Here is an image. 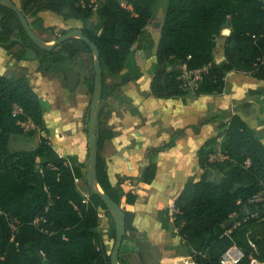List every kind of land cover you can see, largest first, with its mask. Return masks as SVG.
I'll list each match as a JSON object with an SVG mask.
<instances>
[{
    "label": "trees",
    "instance_id": "trees-1",
    "mask_svg": "<svg viewBox=\"0 0 264 264\" xmlns=\"http://www.w3.org/2000/svg\"><path fill=\"white\" fill-rule=\"evenodd\" d=\"M163 8L165 17L159 22ZM21 10L28 21L44 10L58 15L68 10L65 21H84L97 10L102 30L95 33L82 29L99 48L104 79L95 129L99 150L96 179L125 213L126 236L141 237L134 227V213L126 210L127 205L136 204L137 196L110 183L107 164L101 157L105 142L115 137L102 119L108 97L105 70L118 77L135 47L145 52L154 50L152 28L159 22L156 61L149 70L151 96L184 99L190 94L179 80L185 71L202 72L194 94L197 96L222 94L227 75L234 71L264 81V1L104 0L95 8L81 5L79 0H22ZM14 28L21 39L10 42L8 35ZM226 30L225 61L217 64L218 40ZM0 46L16 61L30 60L31 51L44 72L57 54L56 50L37 48L18 15L1 3ZM59 48L70 53L79 49L93 53L79 39ZM139 78L128 75L113 88L116 91ZM94 80L95 71L87 80L92 93ZM117 100L133 104L126 96L119 95ZM15 107L22 113L15 115ZM131 113L138 115L139 111L132 108ZM24 124H32L34 129L26 131ZM46 132L43 103L29 81L0 75V264H111L112 251H108L100 231L99 210L110 219L108 239L114 245L115 218L99 196L90 191L86 198L80 193L77 181L87 178L84 165L76 157H61L44 136ZM35 137H39V145L34 149L10 148L13 140L24 138L27 143ZM177 141L178 137L172 136L169 143L150 153V165L144 169L141 183L154 182L158 167L153 158L175 147ZM218 152L223 158L212 161V155ZM198 163L203 175L186 183L175 202L172 223L190 256L197 264H223L222 255L237 246L246 255L241 264H250L253 259L264 264V219L250 217L255 209L247 205L264 186V144L259 135L239 116H233L221 135L207 140L199 149ZM5 215L22 224L15 236ZM159 218L163 227L169 228L168 211L161 212Z\"/></svg>",
    "mask_w": 264,
    "mask_h": 264
},
{
    "label": "crops",
    "instance_id": "crops-1",
    "mask_svg": "<svg viewBox=\"0 0 264 264\" xmlns=\"http://www.w3.org/2000/svg\"><path fill=\"white\" fill-rule=\"evenodd\" d=\"M12 1L21 7L22 0ZM46 13L48 11L44 10L37 15L40 19L38 23H42L44 28L50 26L46 17L52 18ZM164 17L161 9L158 21L161 22ZM29 22L34 30L33 20ZM69 22L74 25L79 23L75 20ZM73 28L77 29L78 26ZM152 34L154 50L145 52L135 47L128 60L133 69L127 67V62L126 69L118 76L119 84L128 75L140 77L120 86L114 94L130 98L133 106L118 101L114 96H109L104 103V122L115 132V137L105 142L101 157L107 164L110 183L114 187L121 185L125 192L137 196L135 205L126 206V210L135 215L137 233L144 234L159 258L163 257L161 264H180L178 260L192 256L179 255L182 247L188 248L184 246L179 230L172 226L174 207L188 180L198 179L200 175L198 151L207 140L221 135L233 116H239L262 138L264 144V81L234 71L227 75V85L222 94H189L184 99H157L151 96L149 70L156 61L159 32L152 31ZM228 35L229 31L226 30L220 37L224 47L219 51L218 44L217 64L225 61V40ZM144 46L146 44L142 45L143 49ZM29 57L31 59L27 61H16L0 46V75L29 81L43 103L47 127L44 136L61 157H76L84 165L83 171L87 175L90 165L88 125L92 102L87 86L83 82L71 81L63 72L53 76L46 74L40 70V61L34 58V53L30 51ZM131 108L138 109L139 114L133 115ZM29 126L34 127L32 124ZM172 136L178 137L176 146L153 158L158 167L154 182L141 183L142 173L150 165V153L169 143ZM19 140L25 142L24 138ZM84 184L85 179L77 181L78 190L87 198L89 191L81 189ZM164 211H168L171 218L167 229L159 218ZM100 212L105 213L102 209ZM106 245L109 251V242L106 241Z\"/></svg>",
    "mask_w": 264,
    "mask_h": 264
},
{
    "label": "rangeland",
    "instance_id": "rangeland-1",
    "mask_svg": "<svg viewBox=\"0 0 264 264\" xmlns=\"http://www.w3.org/2000/svg\"><path fill=\"white\" fill-rule=\"evenodd\" d=\"M103 2L104 0H99L98 5L100 6ZM20 4L22 5V1ZM162 10L165 15V9L163 8ZM67 11L68 10H64L63 13H66ZM49 12L50 11H48V13L46 14H48L52 18L46 17L48 22H50V26H48L47 28H44L42 23L41 24L38 23L40 19H38L37 16L32 18L34 30H36L35 32H37L36 34L43 40L44 43L48 45L52 44L56 39L60 38L62 35L66 34L67 32L75 30L73 26H78L77 29L80 30H82L83 28H88L95 33H99L102 30V21L98 17L97 10L94 12L93 16L90 19L79 21V23H76L75 25L71 24L69 21H65L64 14L58 15L53 12L50 13ZM156 29L158 28L156 27L152 28L153 33L157 31ZM20 39L21 37L19 35V32H17L15 28L12 29V31L8 35V41L12 42ZM221 42L222 40L219 38L218 40L219 51L223 50L224 47ZM56 51L57 54L55 56V59L54 61L52 60L54 63H50L45 66L46 69L49 68L48 70H45L46 74L53 76L54 74H59L60 72H63L66 75V77H68L71 81L75 83L83 82L84 84H86L88 93L92 100L94 93H92L91 90L92 87L90 88L88 86L87 80L95 71L94 53L91 54L83 49H79L77 53H70L69 50L67 49L64 50L61 48L56 49ZM219 53L220 52H218L217 55H219ZM147 56H150V54ZM136 59L138 60V58ZM127 67H131L133 69L132 65H130L129 62L127 64ZM119 81H120L119 77L117 76L114 77L109 73V71L105 70V84L108 92L107 98H109V96H114L117 98L118 94L114 95L116 91L114 90L113 87L116 84H118ZM109 105L110 104L107 102V106ZM102 115H103L102 119H106L105 112L102 113ZM32 129H34V127L28 126L26 131H31ZM259 138L262 140L260 136ZM19 139L20 138L13 140L10 143L11 150L19 151V150L34 149L38 146V137L31 139L27 143H21L19 142ZM219 153L220 152L217 153L218 156L214 155L213 157L214 161L221 160L222 157L219 156ZM89 166L90 165H88V169ZM202 175H203V170L200 168V175H198V179H200ZM81 189L88 190L90 194V190L88 189V185H87V178L85 179V184L83 185V187H81ZM99 217H100L99 223L100 225L102 224L103 227L101 228L100 226V231L103 232L105 240L110 244L109 251H113L114 243L113 241L108 240L110 219L107 217L106 213H101V212L99 213ZM179 255H190V253L188 249L182 247V250H180ZM120 258H121V263L123 264H161V261L163 260V257L159 258L158 252L155 250L153 245L150 243L149 239L144 234H142L141 237H137L132 234L130 236H126L123 247L120 251Z\"/></svg>",
    "mask_w": 264,
    "mask_h": 264
},
{
    "label": "water",
    "instance_id": "water-1",
    "mask_svg": "<svg viewBox=\"0 0 264 264\" xmlns=\"http://www.w3.org/2000/svg\"><path fill=\"white\" fill-rule=\"evenodd\" d=\"M1 4H4L12 12L18 15L21 25L31 40V42L39 49L52 52L57 48L61 47L63 44L72 41L74 39H79L85 44H87L95 55V80H94V94L91 102L90 118L88 125V139H89V157L90 166L87 173V185L91 193L99 196L108 210L113 214L116 225H117V239L114 245L111 264H120V251L123 247V243L126 237V217L125 213L122 211L120 206L107 194H105L97 182V168H98V158L99 150L95 142V129L97 123V110L102 101L103 96V69L101 65V54L97 45L92 42L88 37H86L82 30L75 29L62 35L60 38L56 39L52 44L48 45L43 42V40L35 33L31 27L30 22L22 12V10L12 1V0H0ZM155 27H159V22L155 23ZM11 78V76H8Z\"/></svg>",
    "mask_w": 264,
    "mask_h": 264
},
{
    "label": "built area",
    "instance_id": "built-area-1",
    "mask_svg": "<svg viewBox=\"0 0 264 264\" xmlns=\"http://www.w3.org/2000/svg\"><path fill=\"white\" fill-rule=\"evenodd\" d=\"M264 1V0H263ZM79 3L81 5H88L89 7H95L98 6V0H79ZM204 71H207L205 69ZM179 80L183 83L182 88L185 92L190 94H196V91L198 90L199 82L202 80V72H187L185 71L182 76L179 77ZM22 113V110L19 107H15V115ZM26 130L29 126V124L23 125ZM216 156V154H214ZM214 155H212L211 160L214 161ZM215 156V157H216ZM219 156L223 158L222 154L219 153ZM221 158V159H222ZM248 206H252L255 209V212L250 216L255 219H264V186L260 193H258L254 198L250 199L247 202ZM1 214V211H0ZM7 220L9 221L10 227L12 229V232L14 236L19 232L20 227L22 224L16 219L15 217H12L10 215H5ZM101 228L102 224L100 225ZM13 236V237H14ZM64 240H66V237H63ZM44 256V254H43ZM245 253L238 248L237 246L230 247L223 255H222V263L223 264H241L245 259ZM177 263L180 264H197L193 257L187 258V259H180L177 261ZM250 264H263L260 261L253 259Z\"/></svg>",
    "mask_w": 264,
    "mask_h": 264
}]
</instances>
